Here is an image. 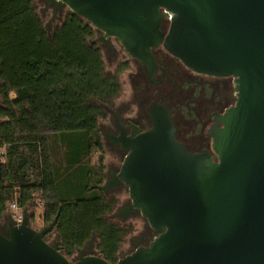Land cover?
<instances>
[{"label": "water", "instance_id": "water-1", "mask_svg": "<svg viewBox=\"0 0 264 264\" xmlns=\"http://www.w3.org/2000/svg\"><path fill=\"white\" fill-rule=\"evenodd\" d=\"M55 4L54 17L67 7L148 66L163 44L195 72L237 83L235 105L212 132L215 156L189 153L170 110L158 104L150 109V130L117 140L126 157L114 181L99 189L124 184L132 203L115 216L140 212L155 237L116 264H264V0ZM163 10L174 16L167 34ZM57 222L39 230L26 211L20 225L10 218L0 232V264H111L89 253L72 262L59 236L54 244L47 240Z\"/></svg>", "mask_w": 264, "mask_h": 264}, {"label": "trees", "instance_id": "trees-1", "mask_svg": "<svg viewBox=\"0 0 264 264\" xmlns=\"http://www.w3.org/2000/svg\"><path fill=\"white\" fill-rule=\"evenodd\" d=\"M95 36L71 11L49 34L34 0H0V222L12 203L41 208L44 225L58 218L67 258L95 236L97 254L116 264L130 230L109 219L118 202L99 189L107 179L99 120L122 87Z\"/></svg>", "mask_w": 264, "mask_h": 264}, {"label": "flooded vegetation", "instance_id": "flooded-vegetation-1", "mask_svg": "<svg viewBox=\"0 0 264 264\" xmlns=\"http://www.w3.org/2000/svg\"><path fill=\"white\" fill-rule=\"evenodd\" d=\"M48 4L54 10L57 7L55 0ZM169 28L167 24L162 26L166 34ZM96 34L99 35V43L106 48L114 50L113 40L121 45L117 38H106L105 33L100 30H96ZM152 53L154 64L151 66L128 55L130 62L126 65L129 68L128 78L133 91L132 102L113 108H110V105L104 106L106 113L109 112L112 116V123L109 132H103L102 136L114 158L121 163L126 157L127 153L122 149L121 143H117L123 132L132 136L134 131L146 132L152 128L150 109L154 104L170 110L176 127V138L189 153H207L215 156L212 132L221 126L220 117L236 103V79L232 76L218 77L195 72L170 54L163 44L153 49ZM121 167L110 170L107 181H114V175L120 172ZM123 187L127 188L124 184H118L109 191L115 192ZM128 206H125L123 211ZM7 225L8 222L0 226L1 233H5ZM154 236L153 229L145 232L138 247L149 245ZM93 243L92 238L79 250L81 257L86 253L83 251H89Z\"/></svg>", "mask_w": 264, "mask_h": 264}, {"label": "rangeland", "instance_id": "rangeland-1", "mask_svg": "<svg viewBox=\"0 0 264 264\" xmlns=\"http://www.w3.org/2000/svg\"><path fill=\"white\" fill-rule=\"evenodd\" d=\"M53 1V0H49ZM48 0H34V3L37 7L38 13L40 14L42 20L44 21L45 28L49 34L52 33L54 28L58 25H61L65 19L67 14L70 12V10L67 7L62 8L61 13H57V15L54 17V9L51 6H48L49 3ZM54 17V18H53ZM53 18V19H52ZM99 35L96 34L95 38L91 41L92 45L97 46L103 55V59L105 62L106 70L109 74H112L114 76L118 75L122 92L118 99L114 101L112 105H110V108H113L117 105L121 104H130L133 100V91L130 86V81L128 78L129 74V68L128 65H126L128 62H130V57L125 52L124 48L114 40L112 41V47L114 50H111L110 48H106L103 46V44H100ZM2 103V99L0 97V104ZM112 123V116L108 112L107 117L105 119L99 120V132H109V128ZM102 141L104 144V154H105V165H106V175H109L110 170H112L115 167H121L122 163H119L118 160L114 158V155L110 151L106 141L103 139ZM5 150H0V167L1 163L4 160ZM98 158V155L93 157L92 162H96ZM107 181V179H106ZM106 183V182H105ZM108 199L116 198L117 200V206L115 207L113 213L109 215V219L112 222H115L119 224L120 226L124 227L125 229L130 230V233L125 236L123 240L122 247L120 249L119 253V259L123 256H128L132 254L137 248L139 243L142 241V236H144L145 232L152 230L150 227L148 221L141 215L140 212H136L131 214L130 216H127L125 219H122L120 215L115 216V214L120 213L123 211V208L125 206H128L131 203V199L129 197V190L125 187L121 188L118 191H109L105 192ZM121 210V211H120ZM31 217L32 226L36 229L41 230L46 225H44L41 214L42 209L37 208L34 206H30L29 208L23 210ZM12 212L9 208L8 213L5 215V220L3 222H0V226L6 225L8 220L11 218ZM58 234L56 232H53L47 236V240L54 244L57 241ZM155 237V236H154ZM97 243L98 240L95 237L94 243L91 247V249L87 252L84 250L83 252H86L85 254L89 253L90 255H96L97 254ZM123 255V256H122ZM81 256L78 253L73 257L70 258V260L73 262L75 259H80Z\"/></svg>", "mask_w": 264, "mask_h": 264}, {"label": "built area", "instance_id": "built-area-1", "mask_svg": "<svg viewBox=\"0 0 264 264\" xmlns=\"http://www.w3.org/2000/svg\"><path fill=\"white\" fill-rule=\"evenodd\" d=\"M163 13L165 15V24L170 26L174 18L173 14L167 10H163ZM10 209L12 212L11 218L13 219L15 225L22 224L24 220V211L18 206L16 202L11 204Z\"/></svg>", "mask_w": 264, "mask_h": 264}, {"label": "clouds", "instance_id": "clouds-1", "mask_svg": "<svg viewBox=\"0 0 264 264\" xmlns=\"http://www.w3.org/2000/svg\"><path fill=\"white\" fill-rule=\"evenodd\" d=\"M14 96H15L14 92L10 93V97H14Z\"/></svg>", "mask_w": 264, "mask_h": 264}]
</instances>
